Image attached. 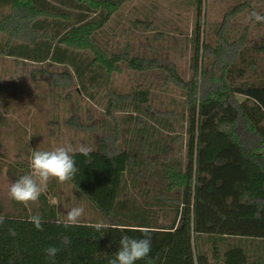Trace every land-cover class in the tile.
I'll return each mask as SVG.
<instances>
[{
    "label": "trees",
    "instance_id": "1",
    "mask_svg": "<svg viewBox=\"0 0 264 264\" xmlns=\"http://www.w3.org/2000/svg\"><path fill=\"white\" fill-rule=\"evenodd\" d=\"M129 1L0 0V32L7 35L0 52L16 60L65 65L84 89L87 80L105 75L110 81L121 61L143 71L148 68L145 62L128 52L109 53L95 38ZM194 2L195 77L188 83L185 160L166 158L156 165L142 160V150L167 152L163 142L150 141L154 130L145 125L139 130L146 137L140 151H110L111 138L105 137L90 156L76 153L78 172L69 182L97 220L64 227L58 223L63 219L57 204L45 192L32 208L12 200L10 212L0 200V215L5 217L0 224V264H109L121 236L142 235L121 229L145 226L151 229L152 248L136 264H264V78L235 81V74L241 78L258 67L241 46L214 79L216 86L199 92V79L209 76L205 58L210 44L201 22L205 0ZM5 8L11 12L4 13ZM253 49L264 54V43ZM237 59L241 66H236ZM173 76L181 82L175 71ZM131 95L138 109L149 102L148 90ZM12 170L16 179L28 172ZM146 176L151 181L143 185L140 180ZM31 215L42 217L43 231L28 222ZM99 221L111 227L97 232L87 226ZM48 246L60 249L53 263L44 252Z\"/></svg>",
    "mask_w": 264,
    "mask_h": 264
},
{
    "label": "rangeland",
    "instance_id": "2",
    "mask_svg": "<svg viewBox=\"0 0 264 264\" xmlns=\"http://www.w3.org/2000/svg\"><path fill=\"white\" fill-rule=\"evenodd\" d=\"M253 10L264 15V0H205L201 22L205 42L210 44L205 58L209 76L199 79V92L203 87L216 86L214 79H219L225 64L235 59L241 46H245L249 59L256 58L258 67L241 78L235 74V81L264 78V54L253 49L264 43V22L249 20ZM3 12L10 13L11 9ZM144 21L151 23H138ZM196 23L194 0L127 2L95 38L107 52H128L148 68L140 71L121 61L110 81L105 75L97 81L87 80L85 89L65 65L16 60L0 52V200L4 211L12 210L7 194L9 184L16 180L12 168L29 171L34 150L67 145L78 148L81 144L97 149L101 139L110 137V151H140L146 137L139 130L145 125L154 130L150 141L163 142L167 152L142 150V160L153 165L166 158L185 160L186 105L188 83L195 77L192 58ZM6 41L7 35L0 32V47ZM239 59L236 66H241ZM173 71L182 79L180 83ZM136 90L149 91V102L139 109L131 95ZM140 181L148 185L151 180L146 176ZM45 193L57 204L63 220L74 206L85 209L81 221L97 220V213L69 181L61 184L51 180Z\"/></svg>",
    "mask_w": 264,
    "mask_h": 264
},
{
    "label": "clouds",
    "instance_id": "3",
    "mask_svg": "<svg viewBox=\"0 0 264 264\" xmlns=\"http://www.w3.org/2000/svg\"><path fill=\"white\" fill-rule=\"evenodd\" d=\"M249 20L264 22V15L253 10L249 14ZM92 148L81 144L78 148L71 145L57 146L51 150H34L29 157V171L20 176L8 187V196L11 200L29 206L36 203L40 196L47 190L51 180L57 183H66L74 178L78 169L74 159L79 153L85 157L90 156ZM85 215L82 206H74L67 211L66 218L58 223L64 227L80 226L81 219ZM5 222V217L0 215V224ZM28 222L32 223L38 231H43V220L39 215H31ZM97 232L107 230L110 224L103 221L87 225ZM138 231L141 237L123 235L119 240L118 250L109 264H136L137 261L145 260L152 248L151 229L147 226L137 229H121V231ZM9 233L14 235L15 230L9 229ZM60 249L56 246H48L44 249L46 257L54 259Z\"/></svg>",
    "mask_w": 264,
    "mask_h": 264
}]
</instances>
